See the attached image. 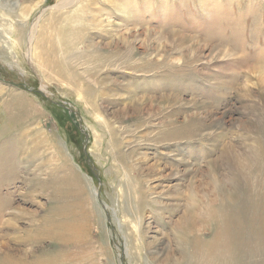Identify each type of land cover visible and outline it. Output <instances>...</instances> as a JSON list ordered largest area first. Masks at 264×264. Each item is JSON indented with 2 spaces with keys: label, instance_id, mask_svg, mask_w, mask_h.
<instances>
[{
  "label": "rangeland",
  "instance_id": "rangeland-1",
  "mask_svg": "<svg viewBox=\"0 0 264 264\" xmlns=\"http://www.w3.org/2000/svg\"><path fill=\"white\" fill-rule=\"evenodd\" d=\"M60 1L0 0V264H264V0Z\"/></svg>",
  "mask_w": 264,
  "mask_h": 264
},
{
  "label": "bare ground",
  "instance_id": "bare-ground-1",
  "mask_svg": "<svg viewBox=\"0 0 264 264\" xmlns=\"http://www.w3.org/2000/svg\"><path fill=\"white\" fill-rule=\"evenodd\" d=\"M32 1H34V0H32ZM110 1V0H109ZM75 2L76 1H74V0H61L59 3H58V5H56V6H54L53 7V9H52V11L53 10H62V9H66V8H68V7H71V6H73L74 4H75ZM39 3H36L34 6H33V8L35 7V6H37ZM116 6H118V5H116ZM119 8L121 7L122 8V6L120 5V6H118ZM32 8V9H33ZM32 9H30V11L32 10ZM128 10V9H127ZM30 11H28V9L26 10V12H25V14L24 15H22L23 16V19H26L27 18V16H28V14H29V12ZM52 11L49 13V15L48 16H50V15H52ZM62 16H63V14H61L60 16H59V19L61 20V18H62ZM46 19H48V17H46L44 20H42V23H41V26H40V28H39V33H38V37H37V41H35V44H34V57H35V59H36V61H37V63H38V65H39V67H40V69H41V71H42V73L45 75V73H44V71H43V68H42V63H41V60H45L47 63H49V64H52V62H53V60H56V59H59V60H62V64H63V66H64V63L65 64H69V63H72V60H73V56H76V55H74L73 54V47H74V44H73V42L74 41H76V38H73V39H71V40H69V42H67V41H64L60 36H59V34H58V28H59V23H57L55 26H52V28H51V30H50V32L48 33L47 32V27H46V25H45V20ZM76 19V18H75ZM76 20H78V19H76ZM55 22V21H54ZM18 30V29H17ZM49 31V30H48ZM75 31V30H74ZM127 31V30H126ZM129 31V30H128ZM127 31V32H128ZM14 32V31H13ZM131 32V31H130ZM16 33H17V31H16ZM15 33V34H16ZM11 34H12V32L10 31H6L5 32V34L3 35V36H5L6 37V39H9L10 38V36H11ZM14 37V36H13ZM12 39V38H11ZM32 39V38H31ZM5 41V44L8 46L9 45V43H8V40H4ZM14 43V42H13ZM12 43V44H13ZM129 43V42H128ZM14 46V45H13ZM73 46V47H72ZM75 46H77V45H75ZM8 48V47H7ZM33 49V48H32ZM75 49V48H74ZM17 50V49H16ZM17 53V52H16ZM72 57V58H71ZM191 57V56H190ZM69 62V63H68ZM68 66L66 65V68H67ZM68 69V68H67ZM254 69V68H253ZM257 69V68H256ZM257 74V73H256ZM43 75V76H44ZM259 77V76H258ZM49 78V77H48ZM50 79V78H49ZM258 80V79H257ZM80 90V89H79ZM75 91V90H74ZM76 97L77 98H80L79 100H81V101H85L86 102V100H85V96L86 95H83V91L82 92H80V93H78L77 92V90H76ZM18 96V95H17ZM19 97V96H18ZM21 99H23V98H21ZM14 103H15V100H14ZM9 104H11V103H9ZM85 104V103H84ZM18 111H20V113H23V114H25L26 113V110H25V106L24 105H22V104H19V106H18ZM48 133V132H47ZM52 136H53V132H52ZM53 138H54V136H53ZM98 140V139H97ZM59 144V143H58ZM244 158V157H243ZM247 168V166H245V167H242V169H246ZM261 170V169H260ZM78 179H79V176L77 175L76 176ZM246 180V179H245ZM194 186V185H193ZM196 189V188H195ZM234 189V188H233ZM255 189V188H254ZM227 190V189H226ZM197 191V190H196ZM255 191V190H254ZM197 193H199L198 191H197ZM197 195V194H196ZM221 195V194H220ZM200 198V196H198L197 195V198ZM221 197V196H220ZM194 198V197H193ZM208 198V197H207ZM201 199H202V197H201ZM199 201H200V199H199ZM202 201V200H201ZM213 202V201H212ZM163 203V202H162ZM195 203V205L192 203L191 204V208L189 209L190 211H195V209L196 208H198V209H196V210H199V208H201L200 209V211L202 210V207L200 206V204H198V202H194ZM89 205V204H88ZM205 206H208V204L207 205H205ZM184 207V206H183ZM183 209V208H182ZM187 209V208H186ZM208 209L209 210H211V208H209L208 207ZM207 209V210H208ZM183 211V210H182ZM203 212V211H202ZM197 213V214H196ZM195 214H196V216L198 215V211L196 212ZM194 214V215H195ZM193 215V214H192ZM124 218H125V222L127 223V218H126V216L124 215L123 216ZM179 217V216H178ZM184 217V216H183ZM190 218V217H189ZM189 218L187 217L186 218V216H185V219L184 220H180L179 219V221H177V224L178 223H180L181 224V226L183 225V227H179L178 228V230L180 231H183V234H184V232H187V228H188V226L189 225H187V224H191L190 222H189ZM192 218V217H191ZM197 218H198V216H197ZM200 220H202V222L203 223H205L206 222V224H208L210 221L208 220V218H213L214 219V224H212V227H216V229L215 228H212L211 229V232L209 233V235H202V233H201V235H195L194 236V238H196V240H201V242H205V240L207 241V238H209V236H210V239H213V240H216V239H219V237H220V235H219V231H218V227L219 226H217L218 225V223H217V218H219V216H216V214L215 213H213V215L212 216H210V215H208V217H207V214L206 215H204V213H203V215H201L200 217ZM196 218H194V220H195ZM192 220V219H191ZM198 222V221H197ZM176 223V222H175ZM199 224H200V222H198ZM177 224H176V227H177ZM193 224H195V223H193ZM196 225V224H195ZM179 226V225H178ZM198 226V225H197ZM196 226V227H197ZM195 227V228H196ZM200 227V226H199ZM174 228V227H173ZM198 228V227H197ZM224 230V229H223ZM191 231V230H190ZM201 231V227H200V229H199V232ZM193 233V232H192ZM198 233V232H197ZM188 236V235H187ZM184 242V241H183ZM185 244V243H184ZM208 243H206L205 242V245H207ZM212 244H214V243H212ZM203 253H205V252H203ZM207 253V252H206ZM195 260V259H194Z\"/></svg>",
  "mask_w": 264,
  "mask_h": 264
}]
</instances>
